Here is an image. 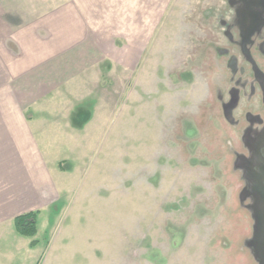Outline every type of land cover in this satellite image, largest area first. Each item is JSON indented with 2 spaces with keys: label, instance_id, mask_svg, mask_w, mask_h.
<instances>
[{
  "label": "rangeland",
  "instance_id": "1",
  "mask_svg": "<svg viewBox=\"0 0 264 264\" xmlns=\"http://www.w3.org/2000/svg\"><path fill=\"white\" fill-rule=\"evenodd\" d=\"M229 1L95 13L120 47L27 98L47 121L86 103L72 139H48L66 169L59 200L37 214V245L0 230V264H261L249 191L264 172V48L243 46L255 1L239 6L241 44Z\"/></svg>",
  "mask_w": 264,
  "mask_h": 264
},
{
  "label": "crops",
  "instance_id": "2",
  "mask_svg": "<svg viewBox=\"0 0 264 264\" xmlns=\"http://www.w3.org/2000/svg\"><path fill=\"white\" fill-rule=\"evenodd\" d=\"M119 4L125 0H0V230L16 231L15 215L40 213L59 200L65 161L52 158L60 145L48 139H72L77 108L86 101L69 110L66 120L47 121L37 111L44 102L27 98L86 74L119 49V39H111L119 34L95 22L96 12L102 21L112 10H126ZM36 76V86L26 88Z\"/></svg>",
  "mask_w": 264,
  "mask_h": 264
},
{
  "label": "flooded vegetation",
  "instance_id": "3",
  "mask_svg": "<svg viewBox=\"0 0 264 264\" xmlns=\"http://www.w3.org/2000/svg\"><path fill=\"white\" fill-rule=\"evenodd\" d=\"M254 1L255 2L253 4L256 6L255 9H254V12L256 14H254L252 16V19H250L249 25L246 27L245 32L247 34H249V36L247 37V41L243 42L244 48H246L249 52H253L254 50L258 49L257 47L264 48V4L261 3L260 0H254ZM262 1L264 2V0H262ZM229 2H230L229 3V7H230L231 10H233V16L235 15L236 19H237L236 20L237 21V23H236L237 26L235 24L236 28H234V29L232 28V31H235V35L234 36L238 39V42L240 43V38H241V29L240 28H241V25H240L239 21L242 22L243 21V17L241 19L239 18L240 15H239V11L238 10L240 9L239 6L243 7L242 6L243 5L242 4L243 0H230ZM263 78H261V80H263ZM263 82L264 81H261L260 83L263 85ZM258 116H260V115H258ZM262 156L264 158V153L262 154ZM257 179H258V182H259L258 186L264 184V178H260L259 177ZM249 194L251 195V197L255 198V194L253 192L249 191Z\"/></svg>",
  "mask_w": 264,
  "mask_h": 264
},
{
  "label": "trees",
  "instance_id": "4",
  "mask_svg": "<svg viewBox=\"0 0 264 264\" xmlns=\"http://www.w3.org/2000/svg\"><path fill=\"white\" fill-rule=\"evenodd\" d=\"M65 159H62L60 162H64ZM38 211L29 210L26 212L19 213L13 217V225L15 230L26 237H29V245L34 247L38 243V239L34 237L37 232L36 227V218Z\"/></svg>",
  "mask_w": 264,
  "mask_h": 264
},
{
  "label": "water",
  "instance_id": "5",
  "mask_svg": "<svg viewBox=\"0 0 264 264\" xmlns=\"http://www.w3.org/2000/svg\"><path fill=\"white\" fill-rule=\"evenodd\" d=\"M261 178H264V172L261 175ZM257 188H258L257 190H258V194L259 195L255 194L253 210L252 211H253V216L257 217V219L260 221L261 244H262V249H263V252H264V184L258 186ZM259 203L262 204V208L259 207ZM260 262H261V264H264V259L261 258Z\"/></svg>",
  "mask_w": 264,
  "mask_h": 264
}]
</instances>
